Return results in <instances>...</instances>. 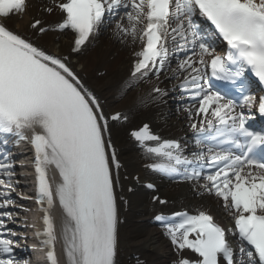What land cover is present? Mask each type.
Returning a JSON list of instances; mask_svg holds the SVG:
<instances>
[{
    "label": "snow or ice",
    "instance_id": "6c2138e0",
    "mask_svg": "<svg viewBox=\"0 0 264 264\" xmlns=\"http://www.w3.org/2000/svg\"><path fill=\"white\" fill-rule=\"evenodd\" d=\"M26 7L27 0H0V135L31 146L34 196L29 199L38 206L42 225L35 238L47 264H60L58 241L64 264H117L119 180L112 169L120 163L105 138L109 117L68 56L47 52L3 22ZM54 9L61 20L50 28L34 19L30 27L36 36L70 30L71 51L79 53L111 18L122 42H140L124 93L170 69L169 79L178 81L174 87L192 102L185 112L197 150L190 155L147 123L131 132L152 160L149 168L193 183L198 195L214 194L231 217L233 226L225 228L203 208L157 214L155 221L177 252L195 254L181 255L175 264H264V128L254 122V112L264 117V95L253 94L247 77L250 72L264 85V0H53L44 10ZM218 42L226 45L223 54L216 51ZM170 53L176 54L175 68ZM210 77L231 89L214 87ZM152 91L167 95L159 87ZM110 118L129 117L116 112ZM50 167L58 173L55 184ZM0 174V186L14 191L16 172L8 155L0 158ZM0 201V209L14 202L7 192ZM153 201L167 203L159 196ZM57 205L59 231L52 216ZM0 217L11 220L12 213L0 211ZM19 246L0 219V264H21L14 255Z\"/></svg>",
    "mask_w": 264,
    "mask_h": 264
},
{
    "label": "bare ground",
    "instance_id": "6f19581e",
    "mask_svg": "<svg viewBox=\"0 0 264 264\" xmlns=\"http://www.w3.org/2000/svg\"><path fill=\"white\" fill-rule=\"evenodd\" d=\"M52 3L53 0H27L26 10L22 14H13L5 23L10 30L32 37L49 52L68 56L70 66L100 99L105 113L120 110L128 115L126 123L118 122L111 126L108 139L119 149L118 156L123 162L124 175L128 174L131 178L141 172L140 165L145 156L128 140V127L144 120L149 121L161 134L181 135L188 131L187 113L182 109L176 110L173 103L176 80L169 79V70V75L166 73L160 75L159 79L140 81L125 94V81L129 79L131 63L134 53L140 48V42L132 43L130 38L122 42L120 37L114 35V23H110L100 28L81 53L70 54L73 37L68 32L48 31L36 36L30 27L34 19H41L45 25L54 28L61 20V13L56 9L51 13L44 10ZM100 71H104L103 75L97 76ZM154 83L163 87L167 95L157 97V94L151 93L150 85ZM138 98L148 99L145 104H138ZM125 183L130 184L129 181ZM158 191L172 201V204L157 207L150 202V193L143 192L131 194L126 209L120 205V216L124 218L118 231L121 264H134L131 258L134 254H140L148 264H166L176 258V249L168 241L166 234L148 220L151 213L155 214L154 209L176 210L192 205L209 209L220 222H225L230 217L223 201L214 194L198 195L193 183L166 184L161 181Z\"/></svg>",
    "mask_w": 264,
    "mask_h": 264
}]
</instances>
